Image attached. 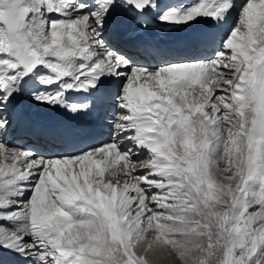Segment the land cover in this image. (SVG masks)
<instances>
[{
  "label": "snow or ice",
  "instance_id": "obj_1",
  "mask_svg": "<svg viewBox=\"0 0 264 264\" xmlns=\"http://www.w3.org/2000/svg\"><path fill=\"white\" fill-rule=\"evenodd\" d=\"M121 21L207 29L148 64ZM97 101L106 140L8 139ZM0 264H264V0H0Z\"/></svg>",
  "mask_w": 264,
  "mask_h": 264
},
{
  "label": "bare ground",
  "instance_id": "obj_2",
  "mask_svg": "<svg viewBox=\"0 0 264 264\" xmlns=\"http://www.w3.org/2000/svg\"><path fill=\"white\" fill-rule=\"evenodd\" d=\"M207 25L201 24V25H195L193 28L184 29L186 33H180L179 31L173 30L169 27L153 24L148 28H138L135 24L128 22V21H121L119 22L118 27L115 29V31L124 37L125 40H127L129 37L136 33H143L145 32H155L163 30L162 35L160 38H157L155 36L152 41L154 44L156 42H159L161 39L165 40H172L175 37H180L181 40L186 43L188 41L187 37H190V39H193V37L199 33L202 30H206ZM187 34V36H186ZM112 44L115 46V43L113 40H111ZM191 46V44L189 45ZM175 54L172 55L170 52L166 53V60H175L181 56L187 55L186 53L184 55H178L177 52H174ZM164 60V61H166ZM111 88L114 90L115 85H111ZM95 115H91V111L85 112L80 115H74L69 112H65L63 110H46L39 107H31V106H25L22 110V112L19 114V116L15 119L13 126L8 131V139L12 141L15 145H26L25 148L33 149L31 144L28 143V141L19 142V140H22L21 138L27 133H31L34 130H43L46 129V127H50L51 125H55L57 123V120L63 119L69 122V125L76 124L78 128L83 129L84 126L88 127L89 132L91 134V137L88 139V141L84 138H80L78 140H70V147L71 149L76 147H81L80 143H84V145L88 142H96L98 140H105L108 136V132L110 130L109 123L105 122L106 116H104L106 110H112V108L109 106L107 102L101 103L100 101H97V106L94 108ZM102 114V118L104 119L102 121H98L96 124H94V119H96L99 115ZM108 114L109 111H108ZM90 116V117H89ZM81 122V123H79ZM102 123H104L102 125ZM58 132H46L47 136L54 137ZM62 145L66 144L67 142L65 139H61Z\"/></svg>",
  "mask_w": 264,
  "mask_h": 264
}]
</instances>
